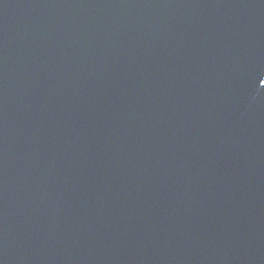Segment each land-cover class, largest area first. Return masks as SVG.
I'll use <instances>...</instances> for the list:
<instances>
[{
	"label": "water",
	"instance_id": "95a60500",
	"mask_svg": "<svg viewBox=\"0 0 264 264\" xmlns=\"http://www.w3.org/2000/svg\"><path fill=\"white\" fill-rule=\"evenodd\" d=\"M0 264H264V0H0Z\"/></svg>",
	"mask_w": 264,
	"mask_h": 264
}]
</instances>
